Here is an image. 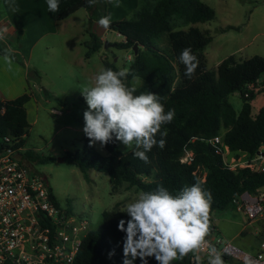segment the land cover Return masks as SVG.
Returning a JSON list of instances; mask_svg holds the SVG:
<instances>
[{"label": "trees", "instance_id": "16d2710c", "mask_svg": "<svg viewBox=\"0 0 264 264\" xmlns=\"http://www.w3.org/2000/svg\"><path fill=\"white\" fill-rule=\"evenodd\" d=\"M104 3L105 0H97L95 5L89 6L87 0H59L56 17L62 21L85 8L90 12L92 23L99 16V4ZM215 16L214 8L202 0H140L131 19L111 21L108 29L125 37L115 46L132 50L133 57L127 69L145 82L137 87L136 94L151 91L160 95L165 111L175 109L173 121L163 124L155 137L157 141L165 139V146L163 149L153 146L146 153L149 163H145L133 155V148L122 152L120 141L115 138L103 145L107 151L103 155L94 144L90 146L89 138L84 135L83 148L66 151L60 160L78 166L87 179H90L91 169L108 173L115 188L127 183L139 191H152L162 184L175 194L183 186L200 181L203 189L210 191L213 197L209 227L214 212L234 206L237 195L246 190L255 192L264 188V171L245 167L231 169L219 152L223 144L228 145L236 157L245 153L251 159L264 152V104L257 112L253 111V101L261 90L250 89L258 88L264 74V57L255 55L238 59L234 54L222 60L216 68L209 69L204 51L212 40L211 36L197 26L181 28L184 24L210 21ZM87 32L85 56L90 58L103 48L104 42L91 25ZM165 34L171 46L169 51L155 44ZM20 35L21 32L18 40ZM136 44L139 46L137 53L133 50ZM185 47H190L199 60L192 79L185 75V65L178 59ZM5 48L8 47L0 40L3 55ZM13 54L16 61L24 64L18 53L13 51ZM103 63L104 68L114 71L121 68L107 58ZM131 74L125 81L128 85L132 84ZM236 91L241 92L243 99L240 113L228 100V95ZM30 99L31 94L26 92L12 100H0V149L6 145V137L16 141V146L24 145V137L31 126L26 107ZM161 132L167 135L162 137ZM216 136L221 137L222 143L212 142ZM189 151L193 153L192 159L182 161ZM24 156L30 167L35 162L45 164L53 159L32 149H27ZM51 191L54 202L61 206L52 188ZM68 205V211L73 213L71 204ZM122 211L105 210L102 213L101 224L92 228L84 238L74 264H124L125 233L119 231L117 225L121 219L127 221L128 216ZM113 249L114 255L109 258ZM147 259L148 264H158L154 257ZM133 264H141L140 258ZM172 264L192 263L187 255Z\"/></svg>", "mask_w": 264, "mask_h": 264}, {"label": "rangeland", "instance_id": "374dc122", "mask_svg": "<svg viewBox=\"0 0 264 264\" xmlns=\"http://www.w3.org/2000/svg\"><path fill=\"white\" fill-rule=\"evenodd\" d=\"M202 1L214 8L215 18L184 24L181 28L197 26L211 36L212 40L204 51L209 69L216 68L222 60L234 54L238 59L255 55L264 57V0ZM139 6L140 0H120V7L105 0L104 4H99V16L92 23L90 12L85 8L79 9L65 21L62 20L63 29L60 33L38 42L29 60L33 72L30 78L34 79L36 86L32 84L30 90L35 97L27 105L31 126L24 137L22 153L32 149L41 155L53 157L45 164L35 162L33 168L46 176L61 206L68 207L71 204L74 215L87 219L93 229L101 224L105 210H124L125 205L141 191L127 183L115 188L110 175L96 169L89 171L90 179H87L78 166L63 162L60 158L66 151H75L84 146L83 112L88 106L81 89L94 82L96 74L104 68L103 59L107 58L119 67L127 68L133 57L132 50L115 46L125 37L115 30L104 29L97 21L103 15H110L111 21L129 18ZM90 25L111 46L106 49L103 46L100 51L86 58L85 42L89 39L87 29ZM155 44L166 51L171 49L167 34L161 40H156ZM6 46L9 47L8 44ZM22 60L24 62V58ZM141 81L144 85V80ZM250 89L255 92L261 90L253 101V111L257 112L264 103V74L258 88ZM228 100L240 113L243 105L241 92L230 93ZM53 109L61 110L62 115L54 114ZM33 118L35 122H32ZM94 146L101 154H107L100 142H95ZM119 149L125 152L132 148H127L120 141ZM186 155L190 160L192 152ZM255 163L264 165V159ZM206 176L207 172L203 178ZM210 226L217 229V236L251 253H255L258 244L264 241V217L250 220L233 205L215 211Z\"/></svg>", "mask_w": 264, "mask_h": 264}, {"label": "clouds", "instance_id": "9594fccd", "mask_svg": "<svg viewBox=\"0 0 264 264\" xmlns=\"http://www.w3.org/2000/svg\"><path fill=\"white\" fill-rule=\"evenodd\" d=\"M108 2L120 7V0ZM87 3L93 6L97 0H87ZM47 8L51 13L58 12L59 0H47ZM97 23L108 29L110 15L101 16ZM3 39L0 36V40ZM4 59L9 65L14 59L10 47L5 48ZM178 59L185 65V75L192 79L199 65L197 56L190 47H185ZM130 74L127 68L118 71L102 68L94 82L81 89L88 106L83 112V132L89 138L90 146L95 142L106 145L115 138L127 148H133L135 157L149 163L146 153L153 146L164 148L166 140L157 141L155 137L163 124L173 121L175 109L165 111L160 95L151 91L136 94L137 87L143 82L131 74L132 84L128 85L125 81ZM160 135L165 137L167 133ZM212 200L211 192L203 189L200 181L183 186L175 194L162 184L152 191H141L122 211L127 214V221L121 219L117 225L118 230L125 233L124 264H133L138 257L141 264H148L149 257H154L158 264H172L189 253L194 254L199 264L198 253L209 234ZM114 252V249L109 252V258ZM207 256L208 264H225L221 252L212 244L208 245ZM244 264L256 262L245 256Z\"/></svg>", "mask_w": 264, "mask_h": 264}, {"label": "built area", "instance_id": "2783aa9c", "mask_svg": "<svg viewBox=\"0 0 264 264\" xmlns=\"http://www.w3.org/2000/svg\"><path fill=\"white\" fill-rule=\"evenodd\" d=\"M52 112L62 115L59 109ZM5 142L0 149V264H74L84 238L92 229L89 221L70 213L67 207L56 205L46 176L25 162L23 146H16L11 137H6ZM212 142L220 144L222 139L216 136ZM219 152L231 169L264 171V165L255 163L264 159L262 153L251 159L245 153L236 157L226 144L219 147ZM181 160L189 159L186 155ZM233 204L250 220L264 217V188L242 192ZM209 244L221 252L225 264H244L245 256L256 264H264V241L251 253L217 236V229L212 226L199 250V264H208ZM188 255L191 263L197 264L194 254Z\"/></svg>", "mask_w": 264, "mask_h": 264}, {"label": "crops", "instance_id": "0c3cea01", "mask_svg": "<svg viewBox=\"0 0 264 264\" xmlns=\"http://www.w3.org/2000/svg\"><path fill=\"white\" fill-rule=\"evenodd\" d=\"M56 19V13L48 11L47 0H0V36L4 38L2 41L24 58V65L14 59L9 65L0 53V100L15 99L30 91L32 84L36 86L29 75V60L39 41L62 31L65 20L60 22ZM19 32L21 35L18 40ZM98 35L104 42L103 36ZM30 94L31 99L27 105L34 101V93L30 91ZM32 120L36 121L34 118Z\"/></svg>", "mask_w": 264, "mask_h": 264}, {"label": "water", "instance_id": "95a60500", "mask_svg": "<svg viewBox=\"0 0 264 264\" xmlns=\"http://www.w3.org/2000/svg\"><path fill=\"white\" fill-rule=\"evenodd\" d=\"M109 46H111V44L109 42H104L105 49L108 48ZM138 48H139V46H138V44H136L134 49H133V50H135V53L138 52ZM262 154L264 155V152H262Z\"/></svg>", "mask_w": 264, "mask_h": 264}]
</instances>
